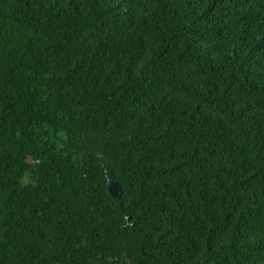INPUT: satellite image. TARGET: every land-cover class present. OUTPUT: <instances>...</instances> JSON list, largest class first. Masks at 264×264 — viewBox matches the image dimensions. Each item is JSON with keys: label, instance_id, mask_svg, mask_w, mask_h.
I'll return each instance as SVG.
<instances>
[{"label": "trees", "instance_id": "trees-1", "mask_svg": "<svg viewBox=\"0 0 264 264\" xmlns=\"http://www.w3.org/2000/svg\"><path fill=\"white\" fill-rule=\"evenodd\" d=\"M0 264H264V0H0Z\"/></svg>", "mask_w": 264, "mask_h": 264}, {"label": "water", "instance_id": "water-1", "mask_svg": "<svg viewBox=\"0 0 264 264\" xmlns=\"http://www.w3.org/2000/svg\"><path fill=\"white\" fill-rule=\"evenodd\" d=\"M108 191L112 197H119L122 192V189L117 182L113 180H109L108 181Z\"/></svg>", "mask_w": 264, "mask_h": 264}]
</instances>
